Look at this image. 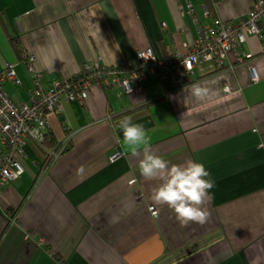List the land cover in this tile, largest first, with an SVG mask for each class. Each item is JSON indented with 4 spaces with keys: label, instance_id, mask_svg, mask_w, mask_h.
Segmentation results:
<instances>
[{
    "label": "crops",
    "instance_id": "1",
    "mask_svg": "<svg viewBox=\"0 0 264 264\" xmlns=\"http://www.w3.org/2000/svg\"><path fill=\"white\" fill-rule=\"evenodd\" d=\"M210 1L212 10L207 0H0V74L11 68L15 76L2 89L16 106L28 102L34 83L24 56L35 59L48 90L85 66L135 63L149 48L159 58L170 48L182 54L198 25L239 21L256 2ZM10 37L19 39L20 55ZM241 50L251 56L245 63L234 53L221 69L203 63L180 89L149 73L129 95L93 85L83 103L63 98L47 132L67 149L44 171V154L27 142L23 174L0 188V264H264L263 43L250 37ZM192 85L207 96L197 99ZM164 97L130 117L170 164L192 159L211 173L203 224L181 225L156 205L151 193L160 181L145 180L123 145L115 116ZM18 208L12 224L9 213Z\"/></svg>",
    "mask_w": 264,
    "mask_h": 264
},
{
    "label": "built area",
    "instance_id": "2",
    "mask_svg": "<svg viewBox=\"0 0 264 264\" xmlns=\"http://www.w3.org/2000/svg\"><path fill=\"white\" fill-rule=\"evenodd\" d=\"M189 14L194 16L192 6H188ZM210 17L209 10L204 12ZM198 24L197 21H195ZM264 0H256L247 16L239 21L227 23L217 20L214 26L198 25L197 38L185 52L176 54L172 48L168 55L159 58L152 48L139 51L136 62L120 61L116 67H104L100 64L85 66L77 74L81 79L78 89H71L68 81L54 80L48 90H44L38 82L31 64L33 57L24 56L28 71L33 77V88L29 92L28 102L16 106L2 89L6 81H14L11 68L0 74V188L16 181L24 170L19 161L24 157V147L27 142L36 146L45 140L48 127V116L59 113L61 100L83 103L93 85L103 90L121 88L126 94H132L141 89L142 82L148 74L156 75L161 82H168L172 88L185 87L194 75L196 67L203 63H213L223 68L229 53H234L239 63L251 58L241 47L250 37H259L264 48ZM253 81H258L255 69L250 68ZM57 156H54V159ZM121 157L119 152L111 157L114 162ZM151 211L156 214L155 209ZM15 218L11 223H15Z\"/></svg>",
    "mask_w": 264,
    "mask_h": 264
},
{
    "label": "clouds",
    "instance_id": "3",
    "mask_svg": "<svg viewBox=\"0 0 264 264\" xmlns=\"http://www.w3.org/2000/svg\"><path fill=\"white\" fill-rule=\"evenodd\" d=\"M197 99L207 96V89L192 85ZM123 132V145L134 157L139 158L141 176L148 181L158 180L151 199L156 205H166L181 225L205 223L209 218L206 205L212 199L215 181L205 165L192 159L183 164H170L152 148V138L143 124L134 123L131 117L119 122Z\"/></svg>",
    "mask_w": 264,
    "mask_h": 264
},
{
    "label": "trees",
    "instance_id": "4",
    "mask_svg": "<svg viewBox=\"0 0 264 264\" xmlns=\"http://www.w3.org/2000/svg\"><path fill=\"white\" fill-rule=\"evenodd\" d=\"M207 7L212 10V3H211L210 0H207ZM9 43L12 46L13 50L18 55H20V52H19V47H20L19 39L16 38V37L15 38L10 37L9 38ZM67 83L70 85L71 89L75 90V89L79 88V86L81 84V79L78 78L77 75H76L72 79L68 80ZM172 89L175 90L174 88H172ZM165 99H166V97L160 98V99H158L156 101H153V102H150L148 104L129 109V110L124 111V112H122L120 114H117L115 116V118L119 120V119H123L124 117L133 116V115H135V114H137L139 112H142L143 110L151 108L153 105L158 104V103L162 102ZM37 147L44 154V157H45L44 158V162H43L42 167H41V169H43L44 171L49 168L51 162L54 159V156H58L62 151H65L67 149V148H63L61 145H59V146L55 145V142L52 139L51 134L48 133V132L45 135L44 142L41 145L38 144ZM50 150H52V151H50ZM19 208L15 209V210H12V212L9 213L10 222H11L12 219L16 218V213L18 212Z\"/></svg>",
    "mask_w": 264,
    "mask_h": 264
}]
</instances>
